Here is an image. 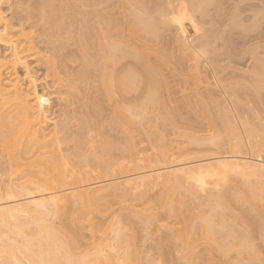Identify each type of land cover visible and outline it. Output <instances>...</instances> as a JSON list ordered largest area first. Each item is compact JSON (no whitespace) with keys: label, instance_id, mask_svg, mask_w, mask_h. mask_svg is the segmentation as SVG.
Segmentation results:
<instances>
[{"label":"bare ground","instance_id":"obj_1","mask_svg":"<svg viewBox=\"0 0 264 264\" xmlns=\"http://www.w3.org/2000/svg\"><path fill=\"white\" fill-rule=\"evenodd\" d=\"M220 2L0 0V264H140L129 216L95 215L159 187L140 211L172 232L159 250L174 244L193 264L213 244L222 260L207 264H264V180L251 178L264 175V118L244 116L243 137L222 102L262 105L264 59L253 78L254 35L237 29L253 3ZM184 97L207 133L180 124L167 99Z\"/></svg>","mask_w":264,"mask_h":264},{"label":"rangeland","instance_id":"obj_2","mask_svg":"<svg viewBox=\"0 0 264 264\" xmlns=\"http://www.w3.org/2000/svg\"><path fill=\"white\" fill-rule=\"evenodd\" d=\"M219 0H217V2H218ZM225 1V0H224ZM246 0H238V1H236L235 0V2H236V4L237 3H239V4H241V5H239V6H241V7H243V5L244 4H247L248 5V3H253V11H246L245 13H247V15H248V12L250 13V14H252L253 13V17H252V19L249 21V20H247V21H242L241 22V25L239 26L238 25V27H240V28H238L237 26V29H240L241 30V32L240 33H243V34H239L240 35V37L243 35V37H244V34H245V37L244 38H246V37H248V36H251L252 34L254 35L253 36V78H256V73H255V69L258 67L257 65H258V63H259V65H260V60L263 58L264 59V0H252L253 2H249V1H251V0H247L246 2H248V3H246L245 2ZM221 2H223V0H221ZM220 2V3H221ZM234 2V0H232V3ZM235 4V3H234ZM257 4V5H256ZM255 5V6H254ZM237 6H238V4H237ZM246 6V5H245ZM210 7H211V5H210ZM231 7V10L229 11V12H231L232 11V9L234 8V7H232V5L230 6ZM3 8L4 9H6V6L4 5L3 6ZM255 8V9H254ZM235 9V8H234ZM234 11H236V10H234ZM241 14V16L243 17L244 15H246V14ZM249 14V15H250ZM246 15V16H247ZM248 15V16H249ZM246 16H244V17H246ZM229 18H230V15H229ZM228 19V18H227ZM248 19V18H247ZM246 20V19H245ZM252 21V22H251ZM189 21H186V26H187V30H188V33L191 35V34H193L194 32H192V28H191V25H190V23H188ZM245 22H246V24H245ZM249 22V23H248ZM262 23V24H261ZM190 25V26H189ZM245 25H247V26H245ZM258 25H260V26H258ZM205 26H207V25H205ZM241 27L243 28V29H241ZM261 27V28H260ZM248 29V30H247ZM251 29H252V31H251ZM243 31V32H242ZM251 31V32H250ZM237 32H239L238 30H237ZM248 32V33H247ZM251 33V34H250ZM259 37V38H258ZM246 55H247V52H246ZM249 55V54H248ZM258 57V58H257ZM261 58V59H260ZM263 59L261 60V61H263ZM259 62H258V61ZM243 66V65H242ZM256 66V67H255ZM241 67V66H240ZM243 69L242 70H245V72L246 73H248L247 71L249 70L248 68H247V66H243L242 67ZM255 68V69H254ZM247 70V71H246ZM255 75V76H254ZM253 81H255V79H253ZM252 81V82H253ZM256 82V81H255ZM254 83V82H253ZM254 85V84H253ZM213 86V85H212ZM263 91H264V88L262 89ZM253 91H254V88H253ZM260 92L261 94H263L264 92ZM250 92H252V91H250ZM178 95V94H177ZM222 95L224 96V97H226L225 99H226V101H222V99L224 100V98L222 97V99H220L222 102H223V104L225 105L226 103H227V105L226 106H230V107H228L229 109H231V110H229V114L230 115H233V119L235 120V122L237 123V126H238V124H239V129H240V132L242 133V135H243V137H245L246 136V133L248 132V130L246 129V128H248V127H244V125H242L243 123H241L242 122V120L244 121V118L245 119H247L249 122H251V125H252V123L253 122H255L254 124H255V126H256V122L258 121V122H260L259 121V119L260 118H264V117H262L263 115H264V99H263V103H262V105L258 102V107H260V108H257V105H255L256 104V102H257V100H255V99H252L251 97H250V95H254L255 96V94H254V92H252V93H247L246 95H247V98H251V99H244L246 102L243 104V107H244V105H245V108H247L248 110H245V111H247V112H245V111H242L241 110V108L240 107H237L238 105L235 103V101L234 100H231L232 99V97H231V95H229V97H231V99H229L228 98V94H224V93H222ZM253 96V98H256V99H258L257 97H254ZM261 97V96H260ZM185 98V97H184ZM262 98H264V94H263V97ZM262 98H260V99H262ZM130 100H132V99H126V102H129ZM206 100V102L207 101H209L208 99H205ZM214 100V99H213ZM254 102H253V101ZM167 101H169V103L176 109V111L178 112V115H179V117H180V119L179 120H181V125L187 130V131H189V132H193V133H195V134H202V133H207L208 132V123H207V119L205 118V116H203V114H201L200 112H199V110L197 109V107H196V105H195V103H194V101H193V99H167ZM211 101H212V99H210V106H212V104H211ZM256 101V102H255ZM51 102H52V100H51ZM244 102V101H243ZM236 105H235V104ZM209 104V103H208ZM233 104L235 105V106H233ZM246 104H247V106H246ZM254 105V106H253ZM252 107V109L254 108V112H255V114H256V116H254L255 114H253V115H251V114H248V113H254V112H252V109H250V108ZM238 108V109H237ZM262 108V109H261ZM215 110V109H214ZM250 110V111H249ZM261 111V112H260ZM263 111V112H262ZM215 112V111H214ZM232 112V113H231ZM238 112V113H237ZM240 113V114H239ZM245 113V114H244ZM263 113V114H262ZM248 114V115H247ZM262 114V115H261ZM239 115V116H238ZM245 116V117H244ZM250 117V120L248 119V117ZM252 116H253V118H252ZM257 116H258V118L259 119H256L257 118ZM244 117V118H243ZM256 117V118H255ZM240 118V119H239ZM254 119L255 118V120H252V119ZM240 120H241V122H240ZM261 120V119H260ZM263 120V119H262ZM261 120V121H262ZM240 123H241V125H240ZM253 124V125H254ZM261 125L263 124V123H260ZM260 124L258 125V126H260ZM253 125L251 126V127H253ZM249 126H250V124H249ZM258 126H256V127H258ZM258 128H260V127H258ZM245 129H246V131H245ZM245 132V133H244ZM137 136V139L138 140H140L141 139V141L142 142H140L139 143V141H138V146L140 145V147L141 148H143L144 147V149H147L149 146H150V144L148 143V141L146 142V140H142V138H141V136H138V135H136ZM144 142H146V143H144ZM144 144H149L148 146H146V148H145V146H142V145H144ZM251 144V145H250ZM246 145H247V152H249L250 153V149L251 148H253V144L252 143H247V141H246ZM249 146H250V148H249ZM248 149H249V151H248ZM146 151H148V150H145V152ZM149 152V151H148ZM147 152V153H148ZM228 151L226 150V149H221V150H219V151H217V150H211V151H209V152H205L204 153V155H205V157H214V156H217V155H220V154H223V153H227ZM141 171L142 170H144V169H140ZM139 170V171H140ZM253 180H257V181H263L264 179V175H262V174H259V175H253L252 177H251ZM236 186H237V188L239 189V190H241V191H246V187L244 186V185H242L241 183H239V182H237L236 183ZM160 188V187H159ZM159 188H157V190H152V191H149V192H147L146 193V195H144L143 197H138L136 194H121V195H119V196H115V197H112V198H110L109 199V201H108V205H109V209L107 210V212H106V214L107 215H105V216H102V217H100L99 215H95V218H96V220L97 221H99V222H103V223H105V222H107L112 216H120V215H128L129 216V220L133 223V225H134V227H135V229H136V233H137V238L139 239V240H141L140 241V244H139V242H138V245H140L139 246V250L141 251H139V253H140V256L143 258L144 257V255H145V258H143V260H142V258L140 257V264H155L154 262L152 263L151 262V260L150 259H153V260H155V262H157V264H181V262L179 261V259H177V255H179V253H178V251H177V248L175 247V245L174 244H168V245H166L165 247L166 248H163L162 250H159L158 248L160 247V246H156V244H157V242H158V240H159V238H160V240H159V243H160V241H161V239H162V237L163 236H166L165 238H167V236L169 237V235H172V232L171 231H169V230H166V229H157L155 226V223L153 224H151V225H149V227L147 226L148 225V223L147 224H145V222H144V220L142 219V216H141V214H140V211L141 210H143L145 207H147V206H149V207H157L158 205H159V201H160V195H161V193H158L160 190H159ZM259 190H261V189H259ZM262 190H263V188H262ZM162 191V190H161ZM264 191V190H263ZM146 198V199H145ZM237 205V204H236ZM239 206H237V209L240 211V209L242 208V205H240V204H238ZM147 226V227H146ZM237 226H239V224H237ZM164 238V237H163ZM165 238L164 239H162V240H164L165 241ZM144 239V240H143ZM260 239V240H259ZM143 240V241H142ZM256 241V243L257 244H259V243H262L263 242V240H261V238H257V240H255ZM162 242V241H161ZM202 243V242H201ZM142 245V246H141ZM157 245H159V244H157ZM260 245V244H259ZM258 245V246H259ZM199 246V245H198ZM197 246V248H196V255H197V258L196 257H194V259L192 260V262H193V264L195 263V261L197 262V264H207L211 259H212V255L214 256V258L212 259L213 261H215L216 263H218L217 262V260H219V259H221V257L219 256V254H218V251H215L214 250V245L213 244H205V243H202V244H200V246L198 247ZM260 246H262V247H260ZM259 247L260 248H262V249H260V250H262L263 251V253H264V244L263 245H260ZM261 251V252H262ZM172 252V253H171ZM218 255H217V254ZM262 253V255H264ZM169 254H171V255H169ZM207 254V256H205ZM211 254V256H209V255ZM168 255V256H167ZM147 256V257H146ZM204 256V257H203ZM150 257V261L147 259V258H149ZM205 257H207V259L209 260H207ZM220 257V258H219ZM196 258V259H195ZM147 259V261H144V260H146ZM157 259V260H156ZM160 259H162L161 260V262H159V260ZM206 259V260H205ZM228 259H230V257L228 258ZM222 260V259H221ZM226 260V259H225ZM143 261V262H142ZM212 261V262H213ZM224 261V260H223ZM148 262V263H147ZM150 262V263H149ZM220 262V261H219ZM230 264V262H228V261H225V263L224 264ZM182 264H185V263H182ZM196 264V263H195ZM211 264V263H210ZM252 264H260V263H258V262H254V263H252Z\"/></svg>","mask_w":264,"mask_h":264}]
</instances>
